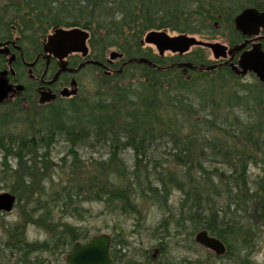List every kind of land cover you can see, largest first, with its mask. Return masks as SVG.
<instances>
[{
    "label": "trees",
    "instance_id": "trees-1",
    "mask_svg": "<svg viewBox=\"0 0 264 264\" xmlns=\"http://www.w3.org/2000/svg\"><path fill=\"white\" fill-rule=\"evenodd\" d=\"M255 4L0 0V21L21 27L33 45L51 29L78 28L89 33L94 61L105 64L115 53L119 66L132 59L157 65L135 62L115 75L92 65L80 81L92 71L101 74L103 85L93 96L45 107L32 101L29 110L18 106L0 113V180L16 196L25 226L48 233L43 242H28L23 223L4 225L0 264H62L77 242L97 236L63 221L83 219L86 203L132 218L133 234L161 241L153 255L135 248L122 229L112 236L113 264H253L264 233V85L243 83L225 67H170L211 65L203 47L167 57L145 46L153 32L211 39L233 32L235 16ZM60 142L67 151L54 163ZM104 148L107 157L91 158L88 165L80 155ZM252 169L258 170L254 176ZM152 206L163 218L147 232L146 209ZM201 231L224 244V255L193 256ZM181 246L191 255H174Z\"/></svg>",
    "mask_w": 264,
    "mask_h": 264
},
{
    "label": "flooded vegetation",
    "instance_id": "flooded-vegetation-1",
    "mask_svg": "<svg viewBox=\"0 0 264 264\" xmlns=\"http://www.w3.org/2000/svg\"><path fill=\"white\" fill-rule=\"evenodd\" d=\"M246 9H254L256 13L245 16L242 20L243 25H240L239 21L238 26H236V19ZM76 29L78 28L51 29L43 35V38L37 44L33 45L28 39V34L23 33L21 27L16 24L6 26L0 21V113L6 108L18 106L21 109L29 110L33 107L32 101L37 107L50 106L59 103V100L73 99L78 94L80 80L92 64H86L78 71L66 70L54 80L60 70V55L64 51V46L49 43L50 36L56 35L57 30L71 32ZM81 36V31H75L70 35L75 44L70 46L65 55L68 69L75 70L82 63L93 60L88 45L89 38L86 41L88 53L85 56L82 52L76 50L80 46ZM217 36L219 38L217 43L223 45L225 49H220L219 59H209L212 62L211 65H216L217 68H228L242 79L254 77L258 83L264 85V82L261 81L257 72L253 69L256 68L264 77V0H256L255 6L245 8L235 16L233 32L224 31ZM169 51L173 55H183L185 53L175 50L174 52ZM117 61V59L112 62L107 60L106 67L101 68L102 71L106 75L118 74L115 71L124 66L122 63L118 67L119 69H114L117 66ZM244 65L251 69L242 75L240 72ZM73 81L78 86L77 94L62 96L61 91L65 88H71ZM47 91L56 95V97L41 103V93ZM81 243L86 244L87 242ZM62 264H66V261Z\"/></svg>",
    "mask_w": 264,
    "mask_h": 264
},
{
    "label": "rangeland",
    "instance_id": "rangeland-1",
    "mask_svg": "<svg viewBox=\"0 0 264 264\" xmlns=\"http://www.w3.org/2000/svg\"><path fill=\"white\" fill-rule=\"evenodd\" d=\"M171 36H176L175 33H169ZM202 39L204 41L209 42H217L219 41L218 36L214 38H197ZM150 47L153 49L154 53H158L156 47L153 44H149V46H145V48ZM205 49V48H204ZM205 53L208 59H214L212 52L209 49H205ZM165 56L169 57L173 54L171 52H165ZM116 64L119 67V62L117 61ZM103 79L101 78V74L99 72L92 71L85 75V79L80 82L79 85V92L75 96L78 98L83 97H91L94 95V92L96 91V86L103 85ZM241 82L243 83H254L256 82L254 77H246L244 79L241 78ZM104 87V86H103ZM73 97V98H75ZM59 103L63 102L62 100L58 101ZM57 103V104H59ZM25 129V125L22 124L21 130ZM67 151V146L60 142L58 143L54 150H53V162L56 163L59 158L65 155ZM107 148L101 149L99 151H90V150H80V155L82 156L84 162L86 165L89 164V160L91 158H106L107 157ZM125 158L131 159L130 154H126ZM2 155L0 154V163H1ZM1 169V167H0ZM251 173L256 175L258 173L257 169H252ZM60 174V173H59ZM8 192L7 185L3 180H0V193ZM179 194L174 193L172 200L174 202L178 201ZM84 208L87 209L84 213V218L80 219L77 217H64L63 221L68 222L69 225H73L76 227L81 228L84 232H88L90 236H95L99 234H108L110 236H114L117 233H119L122 229L125 230V234L130 240V243L133 244L135 248H149L152 252V254L156 255L158 252L154 251L156 249L155 245L160 244L161 241H149L148 236H146L145 232L139 233V234H133V220L132 218L128 216H114L112 214H108L104 211V206L101 203H86L84 204ZM163 218V213L159 211L156 207H148L146 209V221L147 225L149 227V230L147 232H150L152 229L156 228L158 223ZM23 218L21 215V210L19 208H14L11 213H4L3 215H0V236L2 237L0 241L5 243L4 238V228H2L4 225L11 226V225H26L23 222ZM65 222V223H66ZM26 232V238L28 242H43L48 237V233L36 226V225H30L24 227ZM197 251H195V254L193 256L202 255V256H211L215 257V253L200 244H198ZM155 247V248H154ZM2 248V247H1ZM173 254L176 256L179 255H191L187 252V249L182 248V246L176 250L173 251ZM261 254H264V233L258 237V241L254 246V252L251 255L253 264H264V258L257 260L254 259V257H257ZM35 256V254H34ZM39 256H43L44 258L47 257L46 253L40 254Z\"/></svg>",
    "mask_w": 264,
    "mask_h": 264
},
{
    "label": "water",
    "instance_id": "water-1",
    "mask_svg": "<svg viewBox=\"0 0 264 264\" xmlns=\"http://www.w3.org/2000/svg\"><path fill=\"white\" fill-rule=\"evenodd\" d=\"M256 13L254 9H246L244 10L239 17L236 19V26L240 21V25L242 24V20H244L245 16H250L251 14ZM75 31H81V41L79 42V47L76 50H79L84 54V56L88 53V48L86 45V41L89 38V33L83 31L81 29H76L71 32H65L63 30H57L56 35L50 36L49 43H57L60 46L62 44L64 46L63 53L60 55L61 63H60V70L56 74L54 80L58 78V76L65 72L66 70L78 71L79 69L83 68L86 64H92L99 66L101 68H105L106 65L99 61L90 60L85 63H82L77 69H68L67 68V61L65 60V55L67 50L70 48L72 44H75L73 40L70 38V35L73 34ZM71 33V34H70ZM146 41L150 44H153L158 52L163 55L166 51H180V53L188 52L192 47H203L209 49L215 59H219L220 49H223L224 46L217 42H208L201 39H197L195 36H188V35H176L171 36L168 32H153L150 33ZM225 49V48H224ZM118 55L115 53L110 54V61L116 60ZM135 62L139 63H146L150 66H157L153 62L146 60V59H132L123 64L126 66L128 64H132ZM170 67H184L186 69H190L193 71H211L217 68L216 65H193L190 63H179L175 65H171ZM162 68H169V67H159ZM251 68L244 65L243 69L241 70L240 74L244 75L247 73L248 70ZM255 72H257L258 77L261 78V81L264 82V77L258 72L256 68H253ZM122 68L115 73H120ZM109 74V72H107ZM53 80V81H54ZM77 83L73 81L71 88H65L61 91L62 96H73L77 94ZM56 95L52 94L51 92H42L40 102L44 103L54 99ZM17 199L16 196L9 193L3 192L0 193V215L3 213H10L14 209L16 205ZM196 242L201 246L213 251L216 255L222 256L224 255L226 248L224 244L215 237H212L206 231H201L196 236ZM111 244L112 239L111 236L108 234H100L94 237L86 244H81L77 242L73 248V251L67 256L66 264H113V258L111 256Z\"/></svg>",
    "mask_w": 264,
    "mask_h": 264
},
{
    "label": "clouds",
    "instance_id": "clouds-1",
    "mask_svg": "<svg viewBox=\"0 0 264 264\" xmlns=\"http://www.w3.org/2000/svg\"><path fill=\"white\" fill-rule=\"evenodd\" d=\"M262 258H264V254H261V255H259V256H257V257H254V259H257V260H260V259H262Z\"/></svg>",
    "mask_w": 264,
    "mask_h": 264
}]
</instances>
